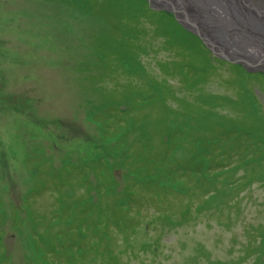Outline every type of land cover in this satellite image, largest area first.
<instances>
[{"label": "rangeland", "instance_id": "1", "mask_svg": "<svg viewBox=\"0 0 264 264\" xmlns=\"http://www.w3.org/2000/svg\"><path fill=\"white\" fill-rule=\"evenodd\" d=\"M162 24V28L166 27ZM147 25V33L139 36L138 43L151 44V50L138 57L120 58V63L115 55L125 52L123 44L111 40L115 34L108 43L106 38L117 28L116 22L97 12L91 0H0V264H42L45 249L41 244L48 242L43 233L48 224L56 222L53 216H59L55 209L59 197L66 198L67 192L73 194L77 190L75 180L82 175L78 170L85 171L82 179L88 175L96 183L99 166L109 169L117 191L126 187L129 178L137 177L136 172L147 163L140 157L149 150L143 139L148 124H140L148 120H138L143 113L138 108V98L147 94L142 91L144 86L157 90L159 83L166 84L167 92L175 96L168 106L175 110H180L186 99L195 100L198 92L194 89L199 86L210 98L219 97L218 101L207 97L205 107H215L209 112L238 118L246 111L248 100L264 115V69L255 65H249V70L243 67L250 75L247 80L243 72L236 78L242 69L228 61L230 64L224 67L217 63L221 67L217 73L204 77L194 75L195 69H182L186 75L175 68L165 74L164 67L157 63L168 57L163 48L165 42L188 46V56L192 57L197 48L195 39L178 30L174 34L170 25L166 27L168 31H161L171 38L155 37L153 26ZM196 79L201 82L194 85ZM127 84L135 95L125 90ZM165 96L160 93V98ZM150 99L154 102L155 97ZM168 111L162 113L163 118ZM177 118L184 120L180 115ZM134 119L140 123L134 125ZM173 120L172 115L168 123L175 127ZM236 125L247 126L240 120ZM259 134L254 140H264V132ZM160 135V131L151 133L156 139L153 144L148 142L153 156L165 149L164 142L169 138ZM250 135L246 136L251 139ZM184 136V140L194 142L197 135L184 132ZM224 139L227 144L235 137ZM190 149H177L174 156L179 164L194 156L195 163L202 159V153L196 156ZM231 157L232 163L238 159L234 154ZM156 167L152 164V168ZM244 172L239 170L234 182L240 184ZM256 172H262L264 177V163ZM219 187L227 191L222 185ZM208 188L212 190V186ZM95 190L94 187L91 192L92 201L99 198ZM232 191H227L228 195L237 197L238 207L205 209L195 215L200 197H194L197 203H190L188 220L166 230L161 229L159 222H151L152 215L164 212L168 206L180 212L182 197L175 199L176 205L168 203L174 202L171 198L164 201L153 197L142 205L137 202L140 209L135 212L141 213L144 220L137 234H129L135 253L125 251L116 260L120 264H264V233L260 230L264 226V182L255 181ZM77 195L90 198L83 188ZM228 195H222V199H231ZM72 197L70 202L74 201ZM233 199L227 202L233 203ZM44 215L52 219L45 226L41 219ZM161 230V239L145 247L142 242H149ZM119 238L121 241V235ZM95 240L90 237L88 257L73 262L68 259L71 257H58L56 263L104 264L107 249L98 245L94 249L91 245ZM58 241H53L56 247L60 245ZM73 249L79 251L77 246Z\"/></svg>", "mask_w": 264, "mask_h": 264}, {"label": "trees", "instance_id": "2", "mask_svg": "<svg viewBox=\"0 0 264 264\" xmlns=\"http://www.w3.org/2000/svg\"><path fill=\"white\" fill-rule=\"evenodd\" d=\"M91 2L95 5L97 12L105 15L109 21L115 20L116 22L117 28L113 33L109 32L110 34H106V38L108 43V39L115 34L111 40H119V42L123 44L125 52L115 55V59L119 62L120 58L128 57V55L138 57V55L140 56L143 52L151 50V44L138 43L141 42L139 41V39L141 40L139 36L144 37V34L147 33L145 29L148 28V25L146 26L148 23L153 26L152 35L155 37H162L165 39L167 37L171 38L170 35H166L161 31H168L166 27L170 25L173 28L172 31L174 34L175 31L178 30L185 36H193L195 39L197 48H194L196 51L192 53V57L190 55L188 56V53L191 52L188 46L184 47L179 42L171 44V42H165L164 39L163 43L165 42V45L163 48L168 51V57H165L163 61L161 60L157 63L162 68L164 67L165 74L174 68L180 74L184 73L181 71L182 69L186 71L192 69V71L196 70L194 75L204 77L210 73H217L218 69L221 68L217 63H221L223 67L226 64H230L215 57L197 35L187 31L177 22L173 14L151 8L148 0H91ZM162 23H164V26L166 25V27H164L165 29L162 28ZM180 57L182 59H180ZM230 65L242 69V71L238 70L241 72L236 78L239 77L242 72L246 76L245 80L249 78L248 76L250 75H247L248 71L242 66L236 64ZM113 72H115V70H112V73ZM199 82H201V80L196 79L194 85H197ZM191 84L193 85L192 81ZM159 85L157 90L150 87L148 88L147 85L144 86L145 88H142V91H145L147 94L146 96L143 95L138 98V108L143 111L140 115L141 119L138 120L148 121L142 122L145 124L142 125L137 119H134V125L135 123H140L143 127L148 124V129L145 127L146 130L143 134V136L145 135L143 139L146 142L145 149L149 150L145 151L144 157H140L141 161H146L147 163L144 167L140 168V171L136 172L137 177L135 179H128L126 187L121 191H117L116 188H114L115 179L110 177L109 169L106 170L99 166L100 172L96 171L97 174H95L97 178L96 183L92 182L91 179L88 178V175L86 180L82 179V175L85 171L83 169L78 170L82 175L77 176L75 180V185L77 187V190L73 193L75 198L72 197L73 194H69L68 192L66 193V198L61 197L62 195L60 196L59 194L60 201H56L57 206L55 207L59 216H53L56 222L53 223L50 216L44 215L41 218L43 220V226H45L48 221H52V224H48L46 227L47 231L43 233L44 237H47L48 242L42 241L41 244V247L45 249L43 253L44 256L41 259L42 264H57L56 260L58 257H71L68 258L70 262H73L75 259L78 261L84 259L86 256L88 257L90 255L88 253L90 251L88 243H92L90 242L91 236H94L96 239L91 245L94 249H96L97 245L106 247L107 249L102 260L104 264H120L117 261L118 259L116 260L120 254H124L125 251L135 253V244L131 241L129 234H137L140 223L144 220V218L142 219L141 213L135 212V210L140 209L137 202L142 205L147 199L149 200L153 197H157L164 201H168L171 198L174 202L169 201L168 203L175 204L177 203L175 199L182 197L183 208L180 212L172 210L170 206H165L166 208H163L164 212L152 215L153 221L151 222H159L161 229L166 230L181 226L183 222L188 220L192 212L190 205L197 203L192 199L194 197H200V203L198 202L196 204V208L193 211L195 215H199L205 209H218L225 206L238 207L236 204L238 202L237 197L233 199L234 196L228 195L227 191L234 192L232 190L236 188L240 189L255 181L262 180L264 182L263 173L259 172V174H257L256 172L260 165L264 163V140L261 138H256L254 140L256 133L261 136L259 132H264L263 113L255 110L248 100L246 111L240 113L238 118L235 117L236 119L230 118L228 115L222 113H214V111L209 112L208 109H213L215 107H205L208 104L205 100H207V97H210L207 96L202 90L203 88L199 86H195V89L193 87V89L198 92L195 97L198 102L196 99H193V101L186 99L183 101L184 108L182 107L180 110H175L168 106V101L174 96L173 92H167L165 89L167 87L166 84L161 85V83H159ZM125 90L128 91L129 94L135 95L131 85L129 87L127 84ZM161 92L166 94L164 98H160ZM148 94L155 97L154 102H152L153 100L150 99ZM245 96L246 95H244V97ZM210 99L218 101L219 97L211 96ZM232 102L233 100H231V103ZM166 110H169V114L167 117L163 118L162 113ZM172 115L174 116L172 124L175 125V127H172L171 124L169 125L168 123ZM177 115L184 117V120H178ZM246 118L249 120L256 118L258 121L248 123ZM239 120L248 127H239L236 125ZM150 122H153L154 128H151ZM182 125L184 127H182ZM159 131L161 138L166 135H169V138L164 142L165 149L158 153L160 155L157 154L153 156V150H151L152 148L150 149L148 142L151 141L150 143L153 144L152 141H156V139H153L151 133L155 134ZM184 132H187V134L190 133L192 136L196 134L197 136L193 138L194 142L184 140ZM247 134H251V139L246 136ZM230 136H234L235 140L231 141L233 143L229 142L226 144L224 138H229ZM181 138H183V140ZM216 138L221 139L216 140ZM175 140L177 142L179 141L177 149L186 147L188 150H191V147L194 149L193 152L196 156L202 153L200 155L202 159L195 163L196 157L194 156L193 158L181 160V162L183 161L182 165L179 164L178 162L180 160H178V157L176 158L174 156L177 151ZM181 142H185L183 144L184 146L181 145ZM189 144L191 146H188ZM241 146L246 147L241 149ZM253 148H255L257 152H255ZM149 152L151 155L148 154ZM233 154L238 157V159L234 160L232 163L231 155L233 156ZM151 163L156 164L157 167L152 168ZM205 163L207 164L205 165ZM99 164H103L102 167L106 166L105 163L99 162ZM243 169L245 170L242 175L244 180H242V182L240 181V184H238L234 182V180L236 179L237 172ZM71 174H69L68 177H70ZM219 185H222L227 191H221ZM210 186H212V190H209L208 187ZM94 187L96 188L95 191H97L99 198L92 201L91 192L94 190ZM80 188H83V191H86L90 198H80L81 196L77 195ZM222 195H228L229 198L233 199V203L227 202L231 199H222ZM234 195L238 196V194ZM71 197L74 201L70 202L69 200ZM29 212L33 215L32 208H30ZM70 219L71 223H68ZM54 227L57 228L53 229V231L52 228ZM35 230L38 231V228L35 227ZM162 230L156 237L149 240V242H142L144 246L148 247L152 242H158L162 237ZM260 230L264 233V226ZM120 235L122 237L121 241L119 240ZM57 238L59 239L58 243L60 245L56 247L53 241H56ZM112 239L115 240L112 242ZM75 246L79 248L78 252L73 251ZM49 248H52V250L49 251Z\"/></svg>", "mask_w": 264, "mask_h": 264}, {"label": "bare ground", "instance_id": "3", "mask_svg": "<svg viewBox=\"0 0 264 264\" xmlns=\"http://www.w3.org/2000/svg\"><path fill=\"white\" fill-rule=\"evenodd\" d=\"M188 3L189 13L206 24L209 35L219 47L227 49L223 25L235 37V56L264 58V0H196ZM245 53H244V52Z\"/></svg>", "mask_w": 264, "mask_h": 264}, {"label": "water", "instance_id": "4", "mask_svg": "<svg viewBox=\"0 0 264 264\" xmlns=\"http://www.w3.org/2000/svg\"><path fill=\"white\" fill-rule=\"evenodd\" d=\"M148 2L153 9L172 13L180 25L194 35H197L205 46L219 59L239 64L247 70H249V65L259 66L264 69V58H260L259 60H256L254 57L251 59H244L243 56H235L232 54V52L238 51L235 45L237 42H235V37L227 27L223 25L218 26L222 28V31L227 37L228 48L224 49V47H219L218 44L213 41L212 36L209 35L207 31L204 21L199 20L196 15L187 11L191 9L188 3H197L196 0H148Z\"/></svg>", "mask_w": 264, "mask_h": 264}]
</instances>
